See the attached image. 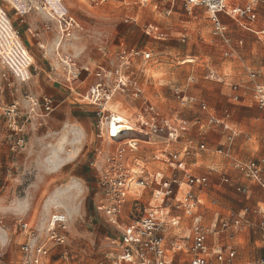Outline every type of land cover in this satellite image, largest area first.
<instances>
[{"label":"rangeland","instance_id":"obj_1","mask_svg":"<svg viewBox=\"0 0 264 264\" xmlns=\"http://www.w3.org/2000/svg\"><path fill=\"white\" fill-rule=\"evenodd\" d=\"M36 3L0 0V107L16 103L25 109L30 98L41 103L52 98L54 102L47 123L26 130L24 147L12 151L18 136L5 129L0 134V150L4 151L0 163V253L5 260L18 256L15 229L19 219L44 228L49 217L58 212L67 218V241L58 248L57 258L66 251L67 259L62 261L67 264H112L119 249L115 243L118 234L98 209V171L93 162L103 150L99 157L102 162L118 144L110 142L105 135L102 137L95 108L65 88V65L57 54L61 53L79 69H94L113 60L122 49L151 53L147 65L142 56L135 59V75L138 72L145 75L142 79H148L158 105L171 119H182L190 126L191 134L197 136L199 123L206 121L208 115L198 103L183 105L178 94L197 97L214 114L222 115L225 108H220L223 112L220 114L211 102L215 98L213 87L222 84L229 95L231 83H242L249 71L258 72L264 65V36L244 30L254 37L253 50L246 51L244 41L243 50L231 57L225 54L227 47L223 40L214 35L206 8L189 10L184 0H118L101 6H93L90 0H37ZM38 6L45 10L38 11L35 8ZM66 9L79 27L71 37L62 40L59 24L51 15ZM263 22L264 5L260 8L259 24ZM149 24L167 29L169 39L157 40L148 35ZM227 24L229 36L238 44L243 29L230 18ZM18 34L21 45L17 43ZM210 70L224 76L225 82L206 79ZM121 100L114 98V108L129 116L134 109L127 102L120 104ZM208 136L212 147L224 143L220 141L222 134L210 131ZM154 147L151 151L160 146ZM139 148L140 153L146 154L151 147L141 144ZM198 159L197 165L188 166L190 178L206 174L211 180L210 172L222 164L225 167L221 176L226 172L231 175L227 160L214 152H206ZM171 160L168 165L178 161ZM194 162L193 157L188 159V165ZM146 166L153 171L168 167L152 160ZM154 184L153 187H160ZM152 190L148 187L143 190L142 210L147 207ZM236 194V205L242 209L247 200L243 193ZM212 209L210 206L202 209L207 226H210ZM250 229L243 227L242 232H249L251 261L264 258V244L259 234ZM233 230L241 233L239 228ZM182 233L188 234V231ZM223 238L229 239L228 234H223ZM231 242L240 250L245 243L239 237Z\"/></svg>","mask_w":264,"mask_h":264},{"label":"built area","instance_id":"obj_2","mask_svg":"<svg viewBox=\"0 0 264 264\" xmlns=\"http://www.w3.org/2000/svg\"><path fill=\"white\" fill-rule=\"evenodd\" d=\"M34 1L38 5L37 0ZM115 1L118 0H90L93 6H101L107 2ZM184 1L189 10L195 7L206 8L212 21L214 35L222 38L227 46H231V39L227 36L228 27L221 20L222 14L247 27L250 23L255 22L258 16L256 0H248L243 4L236 5H233L231 0ZM35 8L38 11L45 10L40 6ZM51 17L56 19L59 24L62 40L71 37L73 30L79 27L68 9L61 14L55 12V15H51ZM146 32L158 36L163 35L158 27L147 26ZM57 55L65 65L66 85L71 92L78 91V88L89 80H95L91 85L90 93L82 96L81 100L95 108L102 137L105 135L111 142L108 135L112 137L111 132L114 125L145 134L144 139L124 138L118 143L112 142L118 144L116 150L107 154L100 162L99 157L103 151L101 150L99 157L93 162V167L98 171L100 194L98 209L108 225L118 234L115 243L119 249L113 257L112 264H179L178 257L185 250L191 257L189 264H234L236 250H231L228 255L222 251L215 255L210 253L207 245L209 230L200 225L194 228L191 246H186L182 243V239L169 235V228L178 225L181 220L178 215L173 214V211H184L186 214L192 215L200 203L191 191L178 199L177 194L181 184L176 179L162 182L163 191L157 195L155 203L143 207V210L140 199H135L133 203L134 218L128 224L123 221L125 208L133 191L136 189V194H138L148 185V181L142 177L143 172H141V176L137 177L139 174L128 158V154L135 152L138 143L158 141L167 146L180 144L185 156L207 150L204 143L197 144L192 139L183 142L181 136L184 132L183 122L166 116L146 98L145 90L134 73L133 63L139 56H142L145 61H149L152 54L122 49L111 60V70H107L103 65L94 69L89 67L79 69L61 53ZM256 76L255 73L251 74L252 79H255ZM233 89L237 91L239 88L234 86ZM116 97L122 99L120 104L127 102L129 108L134 109L129 116L122 114L117 107L114 108L113 100ZM240 99L239 96L235 97L236 101ZM254 100L257 106L264 110V87L258 85L254 87ZM29 102V107L25 109H21L16 103L0 107V117L3 116L6 119L11 131L18 136L11 148L12 151H17L25 146L28 123L35 118L46 117L53 111V103L50 98L45 99L42 103L30 98ZM201 108L204 111L207 110L205 104H201ZM121 117H123L122 120H120ZM210 124L224 130L229 129L223 120L214 117H211ZM217 152L226 153L222 149ZM177 157L178 155H174V158ZM234 167L264 190V177L260 163L235 160ZM224 182L229 183V179H225ZM188 183L205 188L208 180L206 177L191 178ZM238 190H242V188H238ZM240 223L238 218L223 220L221 228L225 231L233 226H239ZM45 226L40 228L23 218L19 219L16 226L17 234L22 236L19 254L15 261L9 262L0 253V264H67L62 261V259H67L66 251H63L59 258L56 257L58 248L63 247L67 241L66 216L56 212L49 217ZM259 228L263 233L264 240V216ZM253 264H264V258Z\"/></svg>","mask_w":264,"mask_h":264},{"label":"crops","instance_id":"obj_3","mask_svg":"<svg viewBox=\"0 0 264 264\" xmlns=\"http://www.w3.org/2000/svg\"><path fill=\"white\" fill-rule=\"evenodd\" d=\"M248 0L238 1V0H231L233 5L236 4H243ZM264 5V0H256V8H257V20L255 22H252L248 25V27L245 24H241L239 21L226 16L224 14L221 15L222 22L228 27L227 36L231 39V46H225L227 47L226 55H231V57H234L235 54L239 52V50H243L244 48V41L247 42L246 45V51L252 52L253 44H254V37L250 33L257 35V36H264V22L259 24L260 20V8ZM9 14V13H8ZM227 18L232 19L237 23V25L243 29L241 32L242 38L238 40V44H235L233 41V38L229 36V25L227 24ZM24 22V21H21ZM149 26L152 27H158L161 33H163L162 36H158L153 34H149L153 36L154 39L157 40H168L170 35L167 32V29L162 28L161 26L157 24H149ZM250 32V33H247ZM236 45H239L237 47ZM228 52V54H227ZM150 61V60H149ZM149 61L144 60V64L147 65ZM136 60L133 63V68L136 69ZM102 66V65H101ZM106 67L107 70L112 69V61L109 60L108 62H105L103 65ZM30 72V70H29ZM255 73L257 74L255 79L251 78V74ZM145 75H140V73H137V79L140 81L141 85L143 86L145 90V96L146 98L154 104L163 114L169 117V115L158 105L157 101H155L153 95L150 92V84H148V79H142ZM206 79L215 80L218 83H224L225 79L224 76H221L217 74L214 70H210L208 74L205 77ZM94 79L89 80L87 83L83 84L78 88V91L71 92L76 93L80 96V101L82 96H86L91 91V85L94 83ZM66 82H64L65 84ZM258 85L261 87H264V65L259 67V71H249V74L245 81L242 83H231L230 86V93L229 95L226 92V87L222 84H216L213 89L214 90V96L212 105L215 107L220 114L222 110L220 108H225V111L222 115H217L212 112L211 109H209L207 103L205 101L199 100L197 97L194 96H188L185 94H178L177 98L182 101V104L185 105L186 103H198L201 108V104H205L207 106V110L204 111L207 113L208 118L206 121H201L199 123V132L197 136H193L190 132V126H186L185 122L182 119H175L180 122H183L184 125V132H182V141L185 142L187 139L194 140L197 144L198 143H204L207 146V150L199 151L198 153L191 154L188 156H185L182 151V145H166L158 141H149V142H141L137 144V149L135 152H132L128 154V158L131 163L134 164L135 170L137 171V177L141 176V172H143L142 177L148 181V188H153L150 200L147 203V206H149L151 203L154 204L155 198H157V195L163 191V185L162 182L169 180V179H176L181 184L180 190H178L177 198H181L183 194L191 191L200 201L198 208L195 210V212L190 215L186 214L184 211H173L174 215H178L181 220L178 225L171 226L169 228V235L171 237H177L179 239H182V243L186 246H191L192 244V238H193V232L194 228L197 225H200L206 229L209 230V236L207 240L208 249L211 254L215 255V253L222 251L224 254L228 255L231 250H236L237 255L234 259V264H253L257 260L251 261L253 258L250 255V247H249V232L243 233L242 229L243 227L246 228V226L250 227L251 230H253L254 233L259 234L263 244V233L260 230L259 226L260 223L263 221L264 216V190L253 180L247 178L244 174L239 172L234 167L235 160H240L243 162H258L261 165L262 168V175L264 177V110H261L255 100H254V87ZM65 86V85H64ZM234 86H238V90L234 91ZM65 88L68 89L67 85ZM82 88V89H81ZM81 89V90H80ZM69 90V89H68ZM179 95H181V98H179ZM239 96L241 98L239 101L235 100V97ZM52 100V106L54 110V102ZM194 100V101H190ZM84 102V101H82ZM94 108V107H93ZM202 109V108H201ZM53 112V111H52ZM51 112V113H52ZM47 115L43 118H35L30 123L27 124L26 130L31 127H34L35 129L40 128L44 126L47 123V118L51 115ZM211 117L221 119L228 125V130H224L221 127H216L210 124ZM2 128V131H1ZM3 129L7 131H11L9 128V125L6 121V119L1 116L0 117V134H2ZM215 132L222 134L223 137L220 139V141L224 142L223 144L212 147L210 146V140L208 133L209 132ZM212 141V139H211ZM144 146H150L151 148L148 149L146 154L140 153V145ZM154 146H160L156 148V150L151 151L154 149ZM173 147V148H172ZM147 148V147H146ZM222 149L224 152L223 154H220L217 152V150ZM206 152H214L220 156H222L224 159L227 160V165L229 166L231 170V175L223 174L221 176V170L223 167H225V164L217 166V168H214L212 170L213 176L210 177L206 174H201L197 176H193L194 178H200V177H206L208 180V184L205 188H200L197 185H190L188 182V179L192 177L188 171L189 167L197 165L200 156L202 154H205ZM2 153L4 151L0 150V163L2 158ZM229 156H227V155ZM174 155H178L177 158H174ZM190 157H193L196 162L190 163L188 165V159ZM162 158V159H161ZM164 158V159H163ZM177 159L178 161L175 163H171V159ZM148 160L152 161H161L165 165H167V168H159L157 171L151 170L148 166H146V162ZM180 165H176V164ZM189 166V167H188ZM227 170V167L225 168ZM176 171L177 174L174 172ZM168 173V175H164ZM179 173V174H178ZM180 173L182 176H180ZM221 176V178H220ZM220 178V179H219ZM229 179V183H225V179ZM191 179V178H190ZM189 179V180H190ZM162 182L160 183V181ZM159 184L160 187H153L155 184ZM153 184V185H152ZM146 187V188H147ZM145 188V189H146ZM238 188H242V190H238ZM144 189V190H145ZM245 190V191H243ZM238 193H243L245 195V198L247 202L245 203L244 207L241 209L240 206L236 205V199L238 198ZM134 195L131 197L135 198L132 200L131 197L129 199L128 205L125 208V215L123 217V221L125 223H130L133 216V203L135 199L141 200V195L143 194V190L140 191V193L136 194V189L133 191ZM262 205V206H261ZM204 206H210L213 208L212 212V218L210 222V226H207L206 221V215L202 212V209ZM238 211L237 214H226L227 211ZM231 218H238L240 219V225L239 226H233L232 228L228 230H222L221 228V222L223 220L231 219ZM30 223V222H29ZM32 225H36L35 223H30ZM38 226V225H36ZM234 228H239L241 233H238L236 230L234 231ZM178 230V232H176ZM184 230L188 231V234L182 232ZM231 231V232H230ZM15 233L17 234V231L15 229ZM223 234H228L229 239L224 240ZM241 238L245 241L244 245H242L241 250L233 244L234 238ZM16 242H18V254H19V245L22 242V236L17 234ZM213 243V244H212ZM17 258V257H16ZM8 260L9 262L16 260ZM191 257L187 255L186 250L185 252H182L180 256L178 257V263L179 264H189Z\"/></svg>","mask_w":264,"mask_h":264},{"label":"bare ground","instance_id":"obj_4","mask_svg":"<svg viewBox=\"0 0 264 264\" xmlns=\"http://www.w3.org/2000/svg\"><path fill=\"white\" fill-rule=\"evenodd\" d=\"M48 35H49V33H48ZM16 39H17V43L19 45H21L22 44V39H21V37H20L19 34L17 35ZM24 52L27 53L28 52V49L25 48L24 49ZM122 118L123 117H121L120 120H122ZM111 134H112L111 135L112 137H110V135H108L109 136V139L111 140V142H116V143L122 141L124 138H139V139H144L145 138V134L143 132L136 131V130L122 129V128L117 127L116 125H114L112 127ZM56 167H58V166H56Z\"/></svg>","mask_w":264,"mask_h":264}]
</instances>
